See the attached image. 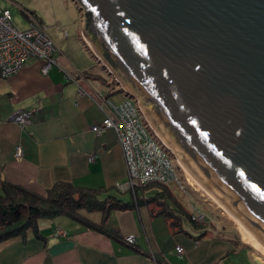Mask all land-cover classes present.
Here are the masks:
<instances>
[{"label":"water","instance_id":"1","mask_svg":"<svg viewBox=\"0 0 264 264\" xmlns=\"http://www.w3.org/2000/svg\"><path fill=\"white\" fill-rule=\"evenodd\" d=\"M73 1L120 91L248 239L221 230L264 248V0Z\"/></svg>","mask_w":264,"mask_h":264},{"label":"crops","instance_id":"2","mask_svg":"<svg viewBox=\"0 0 264 264\" xmlns=\"http://www.w3.org/2000/svg\"><path fill=\"white\" fill-rule=\"evenodd\" d=\"M0 8L10 11L20 30L28 27L25 13L31 12L60 50V67L79 79V84L66 81L59 67L42 74L41 62L34 58L14 75L0 76V192L2 182L40 194L55 183H64L99 191L100 199L110 196L127 204L105 213L106 234L66 215L40 221V238L29 231L25 237L0 244V264H216L237 250L238 241L228 236L227 229L221 230L225 227L219 229L208 213L201 228L190 225L188 232L184 221L180 230L170 228L152 199L157 188L146 186L134 192L119 186L127 176L115 132L106 129L96 134L91 129L104 118L96 99L102 96L114 102L117 84L105 77L104 66L94 64L96 56L82 37L84 16L75 2L0 0ZM17 11L25 16L23 28L14 22ZM18 110L35 111L34 121L26 128L10 120ZM16 147L22 149L19 159ZM79 212L95 224L104 216L100 208ZM57 228L67 236H55ZM127 235L135 236L134 245L123 240ZM177 246L183 248L181 256Z\"/></svg>","mask_w":264,"mask_h":264},{"label":"built area","instance_id":"3","mask_svg":"<svg viewBox=\"0 0 264 264\" xmlns=\"http://www.w3.org/2000/svg\"><path fill=\"white\" fill-rule=\"evenodd\" d=\"M25 14L28 27L20 30L14 26L10 11L0 8V76L7 78L14 75L28 59L34 58L41 62L42 74H47L52 67H59L66 81L79 84L78 78L60 67V50L46 34L45 26L31 12L26 11ZM83 39L90 48L88 41L84 37ZM79 92H82L81 88ZM96 101L104 112V118L100 125H94L91 129L96 134L106 129L115 132L127 176L126 182L119 186L135 192L150 183H158L171 187L180 199L190 200L192 191L188 188L197 191L190 182L191 177L177 163L172 150L157 135L138 101L129 97L125 102L116 104L102 96ZM34 118L35 111L18 110L11 115L10 120L20 128H26ZM21 156L22 149L16 147L15 158L19 159ZM89 160H94L93 154L89 155ZM176 166L181 170L182 179L177 175ZM192 208V219L204 222L205 214L198 212L193 205ZM54 235L66 237L67 233L57 228ZM123 240L130 245L136 243L134 235L124 236ZM175 250L179 256L184 253L180 246Z\"/></svg>","mask_w":264,"mask_h":264},{"label":"trees","instance_id":"4","mask_svg":"<svg viewBox=\"0 0 264 264\" xmlns=\"http://www.w3.org/2000/svg\"><path fill=\"white\" fill-rule=\"evenodd\" d=\"M176 168L181 172L180 168ZM157 185L155 200L158 213L168 221L170 228L181 229V222L186 218L195 228H201L207 223L192 219L185 207L173 196L168 186L150 183L146 186ZM145 186V187H146ZM99 191L74 188L64 183H55L45 194L28 190L22 186L8 182L1 183L0 192V244L16 237H25L32 232L40 238L38 231L40 221L66 215L74 220L83 222L89 228L106 234L104 229L105 213L109 208L127 206L124 202L110 196L99 198ZM102 209L104 216L99 224H95L80 214V210ZM206 217V216H205Z\"/></svg>","mask_w":264,"mask_h":264},{"label":"rangeland","instance_id":"5","mask_svg":"<svg viewBox=\"0 0 264 264\" xmlns=\"http://www.w3.org/2000/svg\"><path fill=\"white\" fill-rule=\"evenodd\" d=\"M13 16H14L13 17L14 22L19 27L23 28L26 26V20H25L24 14L17 11L15 13V15L13 14ZM82 37L85 38V36L83 34H82ZM91 49L93 50V48H91ZM93 61H94V64L97 65L99 68H103V64L97 58L94 57ZM105 70H106V67H105ZM107 73H108V71H107ZM104 75L108 80L111 81L110 83H112V81H115L112 74H109V73L106 74L104 72ZM117 86L114 87V89H113L114 91H117V93L114 95L113 101L116 104H120V103H123L126 100H128L129 97L123 91H120L119 87H117ZM132 101H134V100L132 99ZM175 158H176V156H175ZM176 159L178 161L177 163L182 167L179 159L178 158H176ZM183 170L188 174V172L184 168H183ZM176 171H177V175L179 176V178L182 179L181 172L178 169ZM188 175L190 176V174H188ZM190 182L192 183L194 188L197 190V191H195V190H192L191 188H188L189 191H192V192H190V200L188 198L180 199L179 195L171 190V187H168V188L172 191L173 196H175L177 198V200L182 202L183 207H185V209L187 210V212H189V214L194 212V210L192 208V205H193L198 212H202L204 214H205V212L208 213L209 217L211 216V219L215 221L216 226L219 229L221 227L227 228L229 226H232L234 228L232 236L242 239L240 234H239V231H238L237 223L223 209H221L216 203H214V201H212V199L202 189H200L198 187V185L193 181L192 177L190 178ZM152 187H153V191H154L156 189L155 187H157V185H153ZM151 190H152V188H151ZM183 221L186 223L187 228H185V229L188 232L190 230H192V228L190 226L191 224L187 221V219L183 218ZM227 231H229L228 236L231 237L230 230L227 229ZM235 240L238 241L235 244L236 245L239 244L237 247V250L231 251L226 257L219 260L216 264H264V258H262L260 255H258L256 253V251L252 247H250L248 244H245L246 243L245 241L237 240V239H235Z\"/></svg>","mask_w":264,"mask_h":264},{"label":"bare ground","instance_id":"6","mask_svg":"<svg viewBox=\"0 0 264 264\" xmlns=\"http://www.w3.org/2000/svg\"><path fill=\"white\" fill-rule=\"evenodd\" d=\"M90 47H91V45H90ZM91 48H93V47H91ZM93 50H94V48H93ZM152 127L154 128L153 125H152ZM154 130L156 131L157 135L162 139V141L168 146V148H170L169 147L170 145L162 138V136L158 133V131L155 128H154ZM175 156H177V154ZM176 158L179 159L180 164L182 165V167L188 172V174H190V176L192 177L193 181L198 185V187L200 189H202L212 199V201H214V203H216L221 209H223L237 223L238 231H239V234H240L241 238L243 240H247L248 239V235L245 232V230L243 229V227L241 226V224L239 223V221L237 220V218L235 216H233L230 212L227 211V209L224 207V205L222 204L220 199L214 193H212L207 188V186H204L203 184H201V182L198 180V178L195 176V174L193 172H191L192 170L182 161V159L179 156H177ZM245 244H248L255 251L260 252L264 256V248H261V247L255 245V244H252V243H249V242H246Z\"/></svg>","mask_w":264,"mask_h":264}]
</instances>
